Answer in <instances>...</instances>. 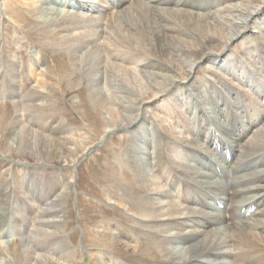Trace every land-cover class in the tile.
<instances>
[{"label":"bare ground","instance_id":"6f19581e","mask_svg":"<svg viewBox=\"0 0 264 264\" xmlns=\"http://www.w3.org/2000/svg\"><path fill=\"white\" fill-rule=\"evenodd\" d=\"M54 4L58 8L46 11L38 37L65 51L80 81L89 83L103 140L113 131L127 135L125 171L137 189L117 182L119 193L108 191V200L136 204L131 217L137 234H148L167 264H264V222L262 232L246 225L264 220V196L255 194L256 183L246 181L247 173L237 177L236 172L247 157L264 153V0H50L48 6ZM33 5L26 6L29 15L39 17L42 10ZM234 42L243 44L241 54L232 50ZM0 56V103L9 98L15 111L4 152L29 162L25 166L35 170L25 178L39 188L30 200L24 193L38 219L32 237L64 238V205L73 184L43 172L58 174L76 154L75 128L49 113L41 119L38 112L29 115L32 129L25 127L23 113L43 107L37 102L44 96L21 86L24 71L17 55L8 61L4 51ZM201 68L203 77L197 76ZM241 131L249 132L239 144ZM157 158L161 163L153 165ZM259 167L257 158L255 170ZM235 180L246 181L242 189ZM52 187L58 194L48 197ZM258 190L264 192L263 183ZM251 195L253 201L237 205ZM9 203L19 215L18 202ZM8 206L0 198V225ZM114 232L123 248H138L117 225ZM16 233L27 250L31 235ZM26 255V264H40L42 256ZM51 255L45 264H61ZM72 258L56 260L75 264Z\"/></svg>","mask_w":264,"mask_h":264},{"label":"rangeland","instance_id":"374dc122","mask_svg":"<svg viewBox=\"0 0 264 264\" xmlns=\"http://www.w3.org/2000/svg\"><path fill=\"white\" fill-rule=\"evenodd\" d=\"M23 1L25 0H5L8 5L6 7L3 4L4 1L0 0V54L4 51L6 61L15 59L14 56L17 55L15 56L17 57L16 60L21 63L24 71L21 86L27 87V92L33 89L44 96L43 101L37 102L38 105L42 104L43 107L31 108L25 112L26 115L23 113L25 117L23 125L32 129L30 128L31 117L33 115L37 117L38 113H41V119H45L49 114L55 117L60 116L75 128L73 132L80 148H78L76 154H71L66 158L67 162L62 164V169L59 170L58 174L52 169L43 172L46 173L44 175L48 176L49 174L53 178L65 179L68 183L73 184V189L64 205L67 218L65 219L64 232L66 233L63 235L64 238L61 236L62 234H58V236L53 235L46 238V240L45 238H43L44 240H40V238L36 240L32 237L35 230L33 225L38 221L34 217L35 206L32 204L31 206L28 200H24V193L28 194L27 198L29 200L36 197L34 192L38 193V185L34 181L25 178L28 174L31 176V171L35 169L25 166L29 162L21 154L4 152L7 143H9V123L14 120L15 111L9 98L5 97L1 100L0 198L9 206L3 210L2 225H0L2 230L0 232V264H26L27 252H29L30 257L32 255L34 257H37V255L42 256L40 264H45L46 257L50 254H52L51 259L61 264H73L68 261L56 260L58 257L70 255L71 258L75 256L72 258L75 264H167V261L158 254L156 248L149 242L151 240L148 234L143 231L137 234L139 226L133 222L134 220L131 217L134 214L132 208L137 210L136 204L132 203L130 199H125L124 205H120L115 203V199L108 200L107 198V192L112 191L113 188L112 192L114 194L119 193L120 185H115L117 182H124L123 185H130L137 189L135 182L132 180L133 175L125 171L128 166L124 162L123 151L125 148L123 146L126 143L127 135L113 131L111 135L107 136L106 140H103L104 135H100L102 132L100 129L103 128L102 119L94 112V108L88 99L89 83L86 79L80 81L81 77L70 64L68 54L65 51L61 52L58 49L48 47L38 37L39 30L47 23L46 11H49L50 8L55 11L58 6L56 4L48 6L50 0H45L47 3L42 6L40 0ZM24 3L29 5L35 3L42 10L40 16H33V19L29 15L27 4ZM56 3H60V0H56ZM35 6L33 5L32 8ZM16 15H18V18ZM30 38H33V40ZM214 49L218 52L217 47H214ZM243 49L244 46L240 42H234L232 45V50L237 54H241ZM45 57L47 60H45ZM43 61L46 62V66H41ZM178 67L180 66L176 62V70ZM197 76L203 77L202 68L198 69ZM23 99L20 101L25 105H30L27 99ZM50 110L55 112L52 113ZM248 132L241 131L242 138L239 139V144L243 142ZM257 158H259V172L255 170ZM157 163H161L160 158H157L153 165ZM236 172L237 177L247 173L249 177L246 181L250 182L251 185L256 183L255 194L259 197L264 196V192L258 193V186L264 184V153L247 157L236 166ZM235 181H237V189H242L241 187L246 182ZM57 194L58 192L55 193L54 187H52L48 197ZM251 197L255 196L251 195L247 198L246 203H237V205L246 206L254 200ZM135 200L138 202L140 199L136 197ZM10 201L18 202L14 207L20 211L19 215L16 214V210L12 209L13 204L9 203ZM128 203L132 206L129 210H127ZM24 206H26V209L23 212ZM39 206H42L41 202ZM256 213H258L257 216H260V212ZM22 215H24V218H21ZM262 222L264 220L250 222L246 225L257 227L262 232L263 226L260 227ZM15 225L16 230L13 229ZM116 225L125 231L128 237L133 236V246H138V248L126 250L119 245L118 240H115L114 237V226ZM141 227H144L147 231L150 229V226ZM16 231L19 233L20 231L22 233L28 232L27 234L31 235L30 243L27 246L30 251L27 248L24 251L23 241L21 240L23 235H18ZM63 239L67 241L64 240L63 242ZM7 242H11V244L5 246ZM54 254L56 257H54ZM112 259L118 260V262L113 263Z\"/></svg>","mask_w":264,"mask_h":264}]
</instances>
